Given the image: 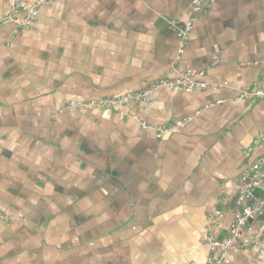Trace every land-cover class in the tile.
Instances as JSON below:
<instances>
[{"label": "crops", "instance_id": "obj_1", "mask_svg": "<svg viewBox=\"0 0 264 264\" xmlns=\"http://www.w3.org/2000/svg\"><path fill=\"white\" fill-rule=\"evenodd\" d=\"M33 4L36 0H27ZM205 4L177 60L163 19ZM0 0V18L7 15ZM201 72L205 89L111 98ZM264 0H48L26 30L0 26V264H203L228 232L244 152L264 135ZM157 136L156 127L183 121ZM144 123L151 128L141 127ZM264 240V208L246 227ZM223 264H264L257 245Z\"/></svg>", "mask_w": 264, "mask_h": 264}, {"label": "built area", "instance_id": "obj_2", "mask_svg": "<svg viewBox=\"0 0 264 264\" xmlns=\"http://www.w3.org/2000/svg\"><path fill=\"white\" fill-rule=\"evenodd\" d=\"M8 13L0 18V26L13 25L18 30L28 29L36 19L39 7L48 3V0H36L33 4H28L27 0H5ZM205 10V4L197 2L190 10L189 18L184 22H176L170 19H163L166 25L167 33L173 35L178 43L177 60L184 51V47L188 41L189 34L194 26L197 17ZM173 77L160 78L146 88L133 91L127 94L101 98L96 100L80 101L74 100L68 103V108L74 110H94V111H116L128 104L148 103L152 93L158 89L167 90H193L205 89V83L197 81L201 72L188 69L180 71L173 69ZM237 100L243 104H255L256 102H264V87L257 86L248 88L239 93ZM183 121H177L165 126L156 127L154 132L157 136L170 133L180 127ZM141 127L145 129L150 126L141 123ZM264 139V135H260L252 142L249 148L244 152V156L250 159L254 150L260 145ZM264 208V154L254 158L251 162L246 163L238 177L235 204L232 209V219L227 234L220 240L214 238L208 239L209 249L211 252L218 250L217 259L208 257L203 264H223L224 256L227 252L235 249L246 247L247 244L257 245L262 248L264 253V240L256 237H247L246 227L248 222L257 214H260ZM0 220L7 221L0 213Z\"/></svg>", "mask_w": 264, "mask_h": 264}, {"label": "rangeland", "instance_id": "obj_3", "mask_svg": "<svg viewBox=\"0 0 264 264\" xmlns=\"http://www.w3.org/2000/svg\"><path fill=\"white\" fill-rule=\"evenodd\" d=\"M92 111H94V110H92Z\"/></svg>", "mask_w": 264, "mask_h": 264}]
</instances>
